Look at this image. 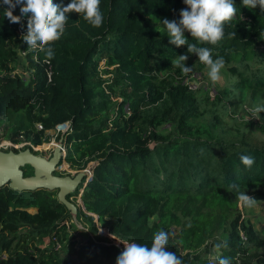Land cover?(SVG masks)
Returning a JSON list of instances; mask_svg holds the SVG:
<instances>
[{
	"label": "trees",
	"instance_id": "obj_1",
	"mask_svg": "<svg viewBox=\"0 0 264 264\" xmlns=\"http://www.w3.org/2000/svg\"><path fill=\"white\" fill-rule=\"evenodd\" d=\"M55 2L66 6L70 0ZM235 3L237 15L225 25L223 40L197 45L225 60L223 84L211 82L213 96L192 90L171 64L178 55L188 56L186 66L190 57L198 59L187 45L170 44L160 22L178 21L183 0H101V27L71 13L51 60L27 50L21 39L27 17L23 27L10 23L0 7L5 137L17 141L23 135L39 145L49 139L46 129L67 122L65 161L77 170L92 163L89 177L73 192H80L84 208L77 214L89 221L81 244L74 234L67 236L70 212L56 191L0 187V264H115L124 245L114 240L150 245L159 230L169 233L167 250L184 264H203L214 251L231 264H264V254L247 247L263 240L242 215L236 190H227L236 184L238 191L264 200V144L229 139L223 126L237 104L264 107V12ZM14 14L20 15L19 6ZM23 60L27 67L19 72ZM102 60L106 79L99 75ZM203 65L198 60V68ZM114 85L123 96L119 101L111 98ZM196 118L201 124L190 121ZM258 119L264 122V112ZM166 121L176 122L174 135L156 131ZM241 155L254 157L251 168ZM31 173L25 166L24 175ZM94 214L112 238L98 232ZM53 234L61 236V248L50 239ZM225 242L227 247L216 248Z\"/></svg>",
	"mask_w": 264,
	"mask_h": 264
},
{
	"label": "clouds",
	"instance_id": "obj_2",
	"mask_svg": "<svg viewBox=\"0 0 264 264\" xmlns=\"http://www.w3.org/2000/svg\"><path fill=\"white\" fill-rule=\"evenodd\" d=\"M183 3L186 8L180 10L178 21L165 18L160 22L166 29L169 43L176 47L187 45L188 52L198 56V60L208 69L210 81L215 84L221 79L220 73L225 67V60L222 57L214 59L211 48L197 45L215 46L223 40L225 25L235 20L237 15L235 0H183ZM242 5L249 9L259 6L261 12H264V0H242ZM17 6L20 15L14 14ZM0 7L4 8V17L10 23L21 24L23 27L22 17H27V30L21 34V39L27 44V50L43 53L46 60L54 58L53 46L63 37L71 13L78 14L93 27H101L105 19L101 0H70L66 6L55 0H0ZM156 30L160 32L158 27ZM185 33H189L196 43H189ZM187 59V55H178L171 64L187 75L192 71L191 67L186 66ZM261 112H264V107H257L254 117L259 118ZM240 160L247 168L255 163L254 157L250 155H241ZM238 187L231 184L227 190H236L241 206L254 207L256 198L238 191ZM168 240L169 233L159 230L154 234L150 245L123 243V250L116 257L115 264H184L176 252L167 250ZM221 247H227L226 242L216 245L218 249ZM208 264H231V260L217 256L210 258Z\"/></svg>",
	"mask_w": 264,
	"mask_h": 264
},
{
	"label": "rangeland",
	"instance_id": "obj_3",
	"mask_svg": "<svg viewBox=\"0 0 264 264\" xmlns=\"http://www.w3.org/2000/svg\"><path fill=\"white\" fill-rule=\"evenodd\" d=\"M189 62V67L192 68V71L187 74L183 81L188 83L189 86L192 88V90L196 91L198 88L201 91H209V95L213 96L215 94V91L211 88V81L208 77V69L206 68L205 65H203L201 68H198L197 64H198V59L195 57H190V60H188ZM27 61L23 60L21 64H19V66H17V70L20 72L25 66L27 67ZM100 72L99 75L102 79H106L109 74L104 73L102 70L105 68L103 65V60L100 61L99 65H98ZM221 79L219 80V82H217L218 84H223L224 82V76L222 75V73H220ZM112 100L113 101H119L123 98V96L121 95V93L119 92V88L114 85L112 87ZM261 100L259 101L258 104H261ZM116 107V104L113 106ZM258 107V105H254L253 103L250 105L248 103L242 102L241 104H237L235 106V111L231 112V114L229 113L223 120V126L225 127V129L227 130L225 134L228 135L229 139H233V140H245L251 144H255V145H263L264 144V122L262 120H259L258 118L254 117V114L251 113H247L245 110H255ZM245 108V110L243 109ZM116 109V108H115ZM124 110H128V106H124ZM113 112V111H111ZM203 117V116H202ZM233 117V118H232ZM235 118V119H234ZM201 119H197L193 120L190 119L191 122L195 123V124H199ZM8 122L6 121V123H1L0 124V144L3 141H11L12 140L8 137H5V132L8 131V127H7ZM201 124V123H200ZM231 126L235 127V128H240L241 130L237 131L235 128L231 129ZM68 127V123H63L60 124L57 131L53 132L52 134L49 133V139L48 141H44L41 144H39V149L40 151H36L37 154H41L45 157H48V155L51 153V149L54 147V143H56L57 141V136L59 134H62L63 132H65V130ZM156 131L162 133V134H170V135H174V132H176V122H163L162 124L158 125L155 127ZM49 130H52L49 129ZM194 130V129H192ZM15 138L19 139V142H25L26 139L24 138V136L22 135H18ZM54 142V143H53ZM44 144H46L45 146H43ZM26 145L20 149L25 148ZM47 147V149H45ZM10 147H7L5 145L0 146V149L3 150H7ZM51 148V149H50ZM67 163V162H66ZM92 165V163H89L88 166L86 167V169L89 168V166ZM62 168H66L63 173H68L71 172V174H74L75 171L77 169H73L71 168V166L67 163V166L64 167V162L61 164ZM88 176V175H87ZM80 191V190H79ZM78 200L81 201L80 198V192H78L77 194L72 193L71 194V198L73 199V201H75L76 203H78V205L80 204L78 201H76V197ZM80 207V206H79ZM78 207V208H79ZM82 208V205H81ZM239 208L242 212L243 216L248 217L250 223L252 224L253 228L257 231L258 236L260 238H262L263 243L261 246H256L253 243H250L247 245L248 247V251L249 252H261L264 254V200H258L255 203L254 207H246V206H241L240 202H239ZM36 209L34 208H30L29 211H35ZM94 221L97 222V216L94 214ZM89 221L85 220V217L80 214V216L78 214H76V216H72L70 214V218L68 220H66L65 224H66V231L68 232L67 236L74 234L76 237V240L80 241L78 243H83L82 240H85V236L88 234V228H89ZM98 232L100 234L103 235H108V231L107 228L101 227L99 226L98 222ZM109 236V235H108ZM241 236L242 239L245 240V236L243 235V233L241 232ZM60 235H55V240L58 242L59 246H56L58 248H61V245L63 244V242H61L60 239ZM111 237V236H109ZM222 237L224 238L225 235H222ZM112 238V237H111ZM52 240V242L54 243V240L52 238H50ZM113 242H115L117 245L118 244H123V243H127V242H122L120 241V239H116ZM45 244H48V238H45ZM56 247V248H57ZM218 255L217 251H214V254H207L204 259H203V264H208V261L210 258H215Z\"/></svg>",
	"mask_w": 264,
	"mask_h": 264
},
{
	"label": "water",
	"instance_id": "obj_4",
	"mask_svg": "<svg viewBox=\"0 0 264 264\" xmlns=\"http://www.w3.org/2000/svg\"><path fill=\"white\" fill-rule=\"evenodd\" d=\"M64 143L61 135L49 157L35 153L28 146L23 149H0V187L8 186L16 191L38 189L56 191L58 201L67 207L73 217L76 216L78 207L69 194L75 191L87 175L89 176L90 168L76 170L74 174L71 172L56 174L57 171L66 169L61 167L64 162L62 156ZM25 166L31 167L30 175H24Z\"/></svg>",
	"mask_w": 264,
	"mask_h": 264
},
{
	"label": "built area",
	"instance_id": "obj_5",
	"mask_svg": "<svg viewBox=\"0 0 264 264\" xmlns=\"http://www.w3.org/2000/svg\"><path fill=\"white\" fill-rule=\"evenodd\" d=\"M63 124V123H62ZM59 125L60 124H58V125H56L54 128H52V130H49V129H46L45 131H44V134H45V136H48V134L49 133H53V132H55V131H57V129H58V127H59ZM35 126H36V128L37 129H41L42 128V125H41V123H36L35 124ZM67 129H68V127H67ZM66 129V130H67ZM65 130V131H66ZM22 136V135H21ZM54 143V142H53ZM2 145H5V146H7V147H10V148H14V149H20V148H22V147H24L25 145L26 146H29L31 149H33V150H35V151H40V149H39V145H35V144H33L31 141H29V140H26L25 142H19V140H17V141H13L12 140V142L11 141H3L1 144H0V146H2ZM53 145H55V143L53 144ZM62 151H63V157H64V154H65V145L62 147ZM64 159V158H63ZM71 198V197H70ZM71 200L73 201V199L71 198ZM76 201H78L80 204L78 205V203H76L75 201H74V203L77 205V207H81V205H82V202L80 201V200H78L77 199V197H76ZM82 209H84L83 208V206H82ZM55 235L56 234H53L52 236H51V238L54 240V242H55V244H57V246H59V244H58V242L55 240ZM119 240V239H118ZM121 241V240H120ZM122 242V241H121ZM56 246V247H57ZM58 248V247H57Z\"/></svg>",
	"mask_w": 264,
	"mask_h": 264
},
{
	"label": "flooded vegetation",
	"instance_id": "obj_6",
	"mask_svg": "<svg viewBox=\"0 0 264 264\" xmlns=\"http://www.w3.org/2000/svg\"><path fill=\"white\" fill-rule=\"evenodd\" d=\"M54 146H55V145H54ZM45 149H47V147H46ZM50 149H51V148H50ZM52 150H53V148L50 150L51 153H52ZM35 153H36V152H35ZM51 153L48 155V157L51 155ZM60 172L63 173L64 171H63V170H59V171L56 172V174H59Z\"/></svg>",
	"mask_w": 264,
	"mask_h": 264
}]
</instances>
